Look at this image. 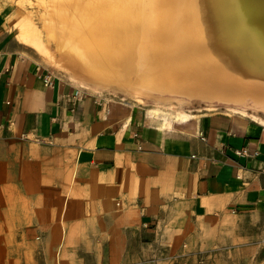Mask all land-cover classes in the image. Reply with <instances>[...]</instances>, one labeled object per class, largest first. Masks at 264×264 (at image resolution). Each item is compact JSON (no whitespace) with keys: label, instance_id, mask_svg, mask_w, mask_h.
Returning <instances> with one entry per match:
<instances>
[{"label":"crops","instance_id":"1","mask_svg":"<svg viewBox=\"0 0 264 264\" xmlns=\"http://www.w3.org/2000/svg\"><path fill=\"white\" fill-rule=\"evenodd\" d=\"M256 244L263 121L165 123L85 91L21 41L0 3V264H194Z\"/></svg>","mask_w":264,"mask_h":264},{"label":"bare ground","instance_id":"2","mask_svg":"<svg viewBox=\"0 0 264 264\" xmlns=\"http://www.w3.org/2000/svg\"><path fill=\"white\" fill-rule=\"evenodd\" d=\"M57 1L50 35L75 68L133 86L165 83L174 94L186 82L187 97L264 102V0H78L69 10ZM35 26L20 39L49 57ZM210 51L221 54L213 63L201 56ZM148 112L165 123L173 116Z\"/></svg>","mask_w":264,"mask_h":264},{"label":"rangeland","instance_id":"3","mask_svg":"<svg viewBox=\"0 0 264 264\" xmlns=\"http://www.w3.org/2000/svg\"><path fill=\"white\" fill-rule=\"evenodd\" d=\"M77 1L78 0H66V2H69L66 9H71L74 2ZM60 2L57 0H0L2 5L9 4L14 9L15 26L17 25V28L15 27V33L20 37L24 30V33L27 34L30 27L34 29L33 27L37 24L35 29L38 30L41 36H43L42 39L45 41L44 43H46L47 49L51 53L49 57L39 52L38 54L42 58L44 57L43 60L48 64L49 68L59 72L69 80L76 82L85 91L95 93L111 100L140 105L146 109L157 108L162 111H167L173 115L170 116L171 119H169V121H178L179 119H176L175 116L179 113H187L195 118L197 115L200 116L213 112H222L233 116H240L242 118L264 121V102L254 104L253 102L248 101L250 104H247L246 106L242 104L238 105V103L233 100H218L215 98L197 96L187 97L185 92L189 87L186 82L180 83V85H178L180 86V90H178L179 93L177 92L174 94L171 90L172 88L165 83L163 84V87L159 86V88L155 86H140L138 84L133 86L129 83H123L121 80H107L99 75L89 74L86 70H80L78 67L75 68L74 64L70 63L67 53L59 48L57 39L50 35L52 30V19L49 20V18H55L56 15L52 12L54 10L53 7L57 8V6H60ZM62 3L64 5L65 0H63ZM31 18L33 19L32 21H30ZM33 21L34 24L31 23L30 25L29 22ZM202 42H197L195 45L198 44L204 46L202 45ZM201 56L208 63H213L216 59L220 58L221 54H214V52L210 51V53H201ZM52 59H56L54 63ZM170 93H173L174 95L172 96ZM239 110L241 111L239 112ZM211 255L212 252L200 254V257L197 258L194 264H264V245L256 244L250 245L249 247L244 246L240 250L230 251L219 257Z\"/></svg>","mask_w":264,"mask_h":264},{"label":"built area","instance_id":"4","mask_svg":"<svg viewBox=\"0 0 264 264\" xmlns=\"http://www.w3.org/2000/svg\"><path fill=\"white\" fill-rule=\"evenodd\" d=\"M45 81H46V84L49 85V86H51L53 84L52 79L50 78V76H46ZM79 92L80 91H78L77 94H79ZM236 153L238 155L256 156L258 152L255 151V152L251 153L247 148H244V149H241V150H237Z\"/></svg>","mask_w":264,"mask_h":264}]
</instances>
